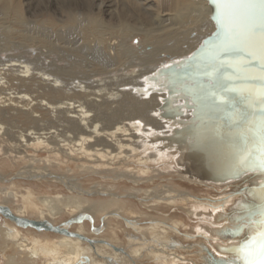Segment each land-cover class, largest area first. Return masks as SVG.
<instances>
[{"label":"bare ground","instance_id":"1","mask_svg":"<svg viewBox=\"0 0 264 264\" xmlns=\"http://www.w3.org/2000/svg\"><path fill=\"white\" fill-rule=\"evenodd\" d=\"M43 1L0 0V47L16 39L57 49L40 28L55 15L33 19L24 7ZM58 1L64 28L78 37L58 41L67 52L84 49L96 74L76 73V60L50 68L19 55L0 60V264H239L229 249L248 235L235 228L242 207L258 204L264 173L215 181L205 156L193 152L207 141L194 143L186 128L197 122L191 99L183 91L171 97L168 81L154 79L216 31L209 1L146 0V10L142 0H110L113 20L95 11V0ZM166 21L184 26L183 38L176 32L175 44L141 48V66L128 43L102 44L108 31H172ZM112 73L119 75L100 78ZM167 99L184 114L163 116Z\"/></svg>","mask_w":264,"mask_h":264},{"label":"snow or ice","instance_id":"2","mask_svg":"<svg viewBox=\"0 0 264 264\" xmlns=\"http://www.w3.org/2000/svg\"><path fill=\"white\" fill-rule=\"evenodd\" d=\"M209 4L215 8L211 16L215 40L188 66L193 76L206 77L207 84L193 79L194 87L186 83L181 87H187L194 104L207 103L217 120L210 137L197 129L193 142L220 143L227 137L230 171L264 173V0H209ZM242 212L235 231L247 230L248 235L229 251L239 264H264V183L258 204L242 207Z\"/></svg>","mask_w":264,"mask_h":264},{"label":"rangeland","instance_id":"3","mask_svg":"<svg viewBox=\"0 0 264 264\" xmlns=\"http://www.w3.org/2000/svg\"><path fill=\"white\" fill-rule=\"evenodd\" d=\"M28 1V0H27ZM46 1V2H45ZM57 1V2H56ZM74 1V0H73ZM77 1V2H76ZM86 0H75L74 2L75 3H84ZM104 3H103V2ZM95 0V2H96V5H95V11L96 12H101V11H104L103 12V15L102 16H104L105 18H108L109 19V17L111 18L110 20H113V16L111 15V10H109L108 8H110L111 9V6L109 7V2H110V0ZM109 1V2H108ZM51 2H52V4H51ZM56 2V3H55ZM29 3V2H28ZM27 3V4H28ZM43 3H45V4H41V5H39V7H36L35 5H32L31 3H29L28 5H30V6H27V4L26 5H24V7H25V9L26 10H28L27 11V13H28V16H30V18H31V16H32V18L34 19V18H37V17H39V18H43V16L46 14L45 13V10H47L48 12H50V13H52V14H54L55 15V17H56V22H55V24H49V25H43L44 26V28L43 27H40L42 30H44V31H46L47 33H49V31H51V36L54 38L53 40H54V42L56 41V44H58L57 45V49H52V48H50V46H46V45H43V44H39V43H36V44H34L33 43V46H32V44H30V43H27L26 44V46H24L25 45V42H23V43H21V42H18L16 39H12L11 40V42H10V40H9V43H4L5 42V40L4 41H2V44H3V47H0V60H7L9 57H16V58H19V56H20V59H22V60H26V61H28V60H30V62H32L31 64L32 65H34V64H36V63H39V64H44V66L45 67H47V68H50V67H56V66H62V65H66V64H68V63H71V64H73V61H77V63H76V61H75V63L77 64V70L79 71H77L76 73H78V74H80L81 76H91V75H93V74H96L94 71V73L92 72V67H90V60L88 59V56L85 54V51H84V49L82 50V51H75V53L73 52V51H68L67 52V50H64L65 48L63 47V45H62V43H60L61 42V39L59 38V37H57V35L58 34H60V35H62L63 36V38H70V36L73 38V39H75V40H78V37H76L77 35L75 34V33H73L72 31L73 30H69V29H67L66 27L64 28V24H63V22L65 21V19H66V13L62 10V5H61V2H59L58 0H55V1H53V0H44L43 1ZM58 3V4H57ZM108 3V4H107ZM145 3V4H144ZM145 5L144 6V9H146V10H150L151 9V2L150 1H146V0H142V5ZM50 5V6H49ZM61 5V6H60ZM148 5V6H147ZM34 6H35V8H34ZM29 9H28V8ZM45 7V8H44ZM47 7H49L48 9H46ZM51 7V8H50ZM31 8V9H30ZM39 8V9H38ZM41 8H43L42 9V11L40 10ZM60 8V9H59ZM100 8V9H99ZM34 10V11H33ZM39 10V11H38ZM76 10H78L79 11V13H77V18H78V20H79V22H83L84 21V19L86 18V16H85V12H84V10L82 9V6H81V8H78V9H76ZM81 10V11H80ZM54 11V12H53ZM59 11V12H58ZM61 11V12H60ZM30 12V13H29ZM33 12V13H32ZM44 14V15H43ZM35 16V17H34ZM103 17V18H104ZM64 20V21H63ZM105 21H108L107 19H104ZM109 22V21H108ZM111 22V21H110ZM167 23V25L169 26V27H171V30L172 31H169L168 29L166 30V28H165V30L166 31H164V32H168L167 34L166 33H164V32H162L161 30H159L158 32H161V34L160 33H157L158 35H150V36H146V35H144V33H142L141 32V30H134V31H132L131 33H128L127 35L126 34H124L123 35V33H114L113 35H109L108 34V32H107V34H105L104 35V38H103V43L102 44H109V42H114V41H111V40H115L116 42H117V40L119 41V39H120V41H119V43H121V40L122 41H124L123 43H126V45H127V43H128V46L130 47V48H135V50H136V53H135V62L136 63H143L144 64V61L143 60H141V59H143V56L145 57L146 56V53L145 54H142V53H140V51H141V48L146 52L147 51V49L149 50H152V47H153V50H159L160 48L162 49V48H165L166 46H168V45H171L172 43L173 44H175L176 43V41H178L179 39H181V38H183L182 36L184 35V33L183 32H185V27L184 26H182L180 23V27L178 26L179 24H177V23H175V24H173V25H175V26H173L172 27V25L171 24H168V23H170L169 21H166L165 22V24ZM56 25V26H55ZM59 25V26H58ZM38 26H36V28H37ZM51 27H52V29H51ZM175 27L177 28V29H175ZM183 29H182V28ZM39 27H38V29H40ZM62 28V29H61ZM0 29H1V27H0ZM59 29L61 30V31H59ZM158 29H161V27H159ZM157 29V30H158ZM164 28L162 27V30H163ZM181 29V30H180ZM64 30V31H63ZM66 30V31H65ZM180 30V31H179ZM59 31V32H58ZM181 31H183V32H181ZM53 32H54V34H53ZM56 32V33H55ZM139 32V33H138ZM156 32V31H155ZM154 32V33H155ZM175 32V33H174ZM176 32H180L179 34L178 33H176ZM134 33H138V34H134ZM162 33H163V36H164V38H163V36H161L162 35ZM172 33H174V34H172ZM1 34V33H0ZM50 34V33H49ZM156 34V33H155ZM165 34V35H164ZM171 34V35H170ZM178 34V35H177ZM68 35H69V37H68ZM118 35H119V37H118ZM128 35H130V36H128ZM177 35V39H176V41H175V38L176 37H174V36H176ZM59 36V35H58ZM117 36V37H116ZM124 36V37H123ZM128 36V37H127ZM155 36V37H154ZM157 36H158V39H157ZM166 36V37H165ZM170 36V37H169ZM2 36H0V38H1ZM109 37H110V39H109ZM126 37V38H125ZM131 37V38H130ZM143 37H144V40H143ZM151 37H152V39H151ZM159 37H161L162 39H160ZM92 39L93 38H95L93 41L91 40V39H89V46H91V47H95L96 45H98V44H100L99 43V41L100 40H97V38L96 37H91ZM156 38V39H155ZM167 38V39H166ZM179 38V39H178ZM3 39V38H2ZM105 39V40H104ZM125 39V40H124ZM129 39V40H128ZM146 39H150L151 41H148V40H146ZM58 40H60V42L58 41ZM92 42H91V41ZM96 40V41H95ZM146 40V41H145ZM158 41V42H160V43H158V42H156V41ZM162 40V41H161ZM143 41H144V44L146 45V48H144L145 46H144V44H143ZM91 42V43H90ZM102 42V41H101ZM161 42H162V44H161ZM20 43V44H19ZM77 43V45H74V47H78V46H80L81 44V42H76ZM97 43V44H96ZM153 43V44H152ZM156 43V44H155ZM171 43V44H170ZM4 44H8V45H4ZM21 44H23V45H21ZM64 44V43H63ZM143 44V45H142ZM157 44H159L158 46H156ZM31 45V46H30ZM35 45V46H34ZM38 45H40V46H38ZM4 46H6V47H4ZM43 46V47H42ZM60 46V47H59ZM42 47V48H41ZM45 47V48H44ZM8 50H7V49ZM10 48H12V49H10ZM50 48V49H49ZM62 48H63V50H62ZM9 49H10V51H9ZM52 49V50H51ZM7 50V51H6ZM12 50V51H11ZM55 50V51H54ZM139 50V51H138ZM5 51V52H4ZM108 52L109 51H111V48H109L108 50H107ZM138 51V52H137ZM67 52V53H66ZM142 52V51H141ZM71 53H72V55H71ZM168 53H170V52H164V53H160L159 54V59H163V58H165V57H167L166 55H168ZM74 54V55H73ZM142 54V55H141ZM2 55V56H1ZM19 55V56H18ZM65 55V56H64ZM82 55V56H81ZM82 57V58H81ZM133 57V58H134ZM77 58H78V60H80L81 62H82V64L81 63H78V60H77ZM85 59V60H84ZM33 60L35 61V63L33 62ZM83 60V61H82ZM43 61V62H42ZM79 61V62H80ZM138 61V62H137ZM58 62V63H57ZM55 63H57V64H55ZM85 63V64H84ZM81 65V67L79 68L78 66H80ZM87 66V67H86ZM140 66H141V64H140ZM146 66V65H145ZM86 69H85V68ZM90 68V69H89ZM138 68L139 69H142V68H144V67H136V69L138 70ZM85 69V70H84ZM91 72V73H90ZM122 72V71H121ZM121 72H119L120 74H123V72L121 73ZM125 72V71H124ZM130 72V71H129ZM83 73V74H82ZM119 75L118 73H112V74H103L100 78H110V77H112L113 75ZM108 76V77H107ZM110 76V77H109ZM99 77V76H98ZM95 78H97V77H95L94 76V79ZM151 88V87H150ZM149 88V89H150ZM79 177H82V176H79ZM87 179L88 178H84V179H82V181L83 182H86L87 181ZM84 185H87V184H84ZM88 185H89V183H88Z\"/></svg>","mask_w":264,"mask_h":264},{"label":"water","instance_id":"4","mask_svg":"<svg viewBox=\"0 0 264 264\" xmlns=\"http://www.w3.org/2000/svg\"><path fill=\"white\" fill-rule=\"evenodd\" d=\"M209 1V0H208ZM212 8V15L215 12L214 6H210ZM216 32V31H215ZM215 32L207 37L203 43L198 47V49L194 52L192 57L190 59L185 60L182 63H175L176 65H173L172 67H164L162 68V71L159 74L158 78H154L155 80H160L161 78H165L166 81L169 83V94L171 97L174 96L179 91H183L184 94H186L187 98L191 99L190 94L187 92V87H181V84L186 83L188 86H195L193 83V79L207 84V78L203 75H195L193 76L188 69V66L194 65L196 61L201 57V55L206 52L212 45V43L215 40ZM185 77L187 79L185 80ZM259 81L256 82V86L259 87ZM172 99V98H171ZM167 99L164 106H163V116H170L176 117V116H182L184 114L183 107L181 105H175L172 106V100ZM189 106V104H186ZM192 105L194 106V119L197 121L195 124H191L187 126L186 128H191L193 131V137L195 136V132L197 129H200L203 131L205 137H210L212 135V128L215 126L216 120H217V113L213 111L207 103H201L199 105L194 104L192 102ZM171 108V109H170ZM170 112H172L170 114ZM207 143L205 142L204 145L207 148H205L204 152L197 153L196 151H193L194 154L205 156L206 162L211 165V174L215 175V181H227L229 179H234L237 177H240L244 175L245 173L249 172H260L258 170H249L247 172H238L234 173L229 170L228 168V148H227V137H225L223 142L216 143L212 142L210 140H207ZM189 155V152L188 154ZM250 182H253L250 178Z\"/></svg>","mask_w":264,"mask_h":264}]
</instances>
